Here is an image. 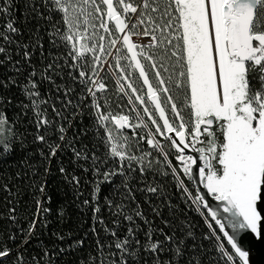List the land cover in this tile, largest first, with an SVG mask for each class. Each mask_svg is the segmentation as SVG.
Listing matches in <instances>:
<instances>
[{
    "label": "snow or ice",
    "instance_id": "6c2138e0",
    "mask_svg": "<svg viewBox=\"0 0 264 264\" xmlns=\"http://www.w3.org/2000/svg\"><path fill=\"white\" fill-rule=\"evenodd\" d=\"M17 3L0 0V68L24 77L0 76V164L25 147L17 125L31 113L45 179L35 183L39 169L23 155L14 175L30 180L35 211L24 227L22 189L8 201L0 220L15 231L0 228V264H60L84 251L87 233L56 251L41 238L50 165L65 152L74 169L57 172L77 198L92 186L82 203L96 220L95 248L76 264H251V239L264 241V0H22L23 23L37 24L28 42ZM13 87L28 101L20 119L3 111ZM169 184L207 231L181 221Z\"/></svg>",
    "mask_w": 264,
    "mask_h": 264
},
{
    "label": "trees",
    "instance_id": "16d2710c",
    "mask_svg": "<svg viewBox=\"0 0 264 264\" xmlns=\"http://www.w3.org/2000/svg\"><path fill=\"white\" fill-rule=\"evenodd\" d=\"M17 7L19 11L15 13L17 18H23L27 13L24 12L22 7V0H18ZM23 14V15H22ZM54 19H59V17H54ZM2 23V21H0ZM47 27V25H45ZM45 47L48 48L47 37L45 36ZM53 53L57 50L52 49ZM60 51H63L61 49ZM15 55V53H13ZM19 58L18 56L16 57ZM33 63L37 72L41 71L44 64L47 63L46 60H42L37 52L33 57ZM13 75L20 83H23V76H15L14 71L11 68H0V76L2 75ZM6 94L12 100V104L6 106L3 111L6 112L7 116L10 119H20L17 115L19 111L20 100L23 99L25 103H27V99L24 97V94L21 92L20 88L13 87L11 90H5ZM49 85L45 81L41 86V93L48 98L49 93ZM31 119V113L25 118L21 120V122L17 125V127L24 131L27 128V139L25 140V147L23 149L17 148L16 155L11 157L7 163L0 164V186L7 184L12 192L9 194L10 201L15 203L14 197L18 189H22L20 192V204L18 205V213L20 224L24 227H27L28 219L32 216V213L35 211V204L32 198V194L34 192V188L29 187L30 180L25 178L23 183H20L15 178V172L20 170V161L21 157L25 154H31L33 159L31 163L34 165V168L30 171H34L39 169V174L34 177L35 183L38 185L43 182L45 176L43 174V168L45 165V161L39 155L40 146L32 143V133L34 129L32 126L28 124V120ZM89 121L85 120V124H88ZM127 134H130V131H127ZM85 143H89L88 140H85ZM89 147L92 145L89 143ZM46 150V149H45ZM70 153H62L59 159L53 158L52 163L50 165L52 174L47 177V187L46 191L49 196L52 197L51 202H45L43 207H48L51 209L50 213L45 214V219L48 222L47 228L44 229V235L41 237L47 244L49 249L56 251V248L65 247L68 244L67 237L70 235L72 239H76L78 237L84 236L85 233L88 234V238L85 241V249L84 251H77L71 256H64L60 261V264H67L68 261H71L72 264H76V261L86 255H88L92 249L95 248L94 240L95 237L92 236L90 231L92 225L96 224V220L93 218L92 211L88 205H84L82 201L84 199H90L91 193V185L85 184L80 188V191L83 193L82 196L77 198L73 189L65 183L63 178L57 172V168L62 163L65 168L69 171H73L74 165L69 163ZM77 174L79 175V169H75ZM168 183L167 181H165ZM103 187V195L113 196L115 195L111 188L107 185ZM5 191L3 187H0V193ZM169 191L173 193V202L178 204L181 209H184V204L180 201L178 194L175 193V190L169 184ZM38 195V194H37ZM61 209H63V213L61 214ZM99 215V214H97ZM181 221H183L184 216L187 215L189 222L193 225L197 234L207 231L206 226L204 225L201 218L195 212L184 209V213H178ZM105 223H108L112 217L109 215L107 210L103 212ZM156 224L160 223L159 219H156ZM103 227V225H97L98 231ZM12 231H15V227L12 226ZM54 233L63 234L66 239L63 242L57 241ZM102 237L106 236V233L100 232ZM108 242V241H106ZM207 243V242H206ZM56 246L55 248L53 246ZM37 245L33 244L29 251L32 252V255H36ZM28 255V252L25 253V256ZM43 259L47 260L48 257H43ZM54 259H59V256L54 257Z\"/></svg>",
    "mask_w": 264,
    "mask_h": 264
},
{
    "label": "rangeland",
    "instance_id": "374dc122",
    "mask_svg": "<svg viewBox=\"0 0 264 264\" xmlns=\"http://www.w3.org/2000/svg\"><path fill=\"white\" fill-rule=\"evenodd\" d=\"M18 20V26L21 27L22 31L24 32L23 41L28 42L31 39V33L34 32L37 24L36 21H32L30 24H24L23 18H17ZM45 27V25H44ZM41 34L43 35V29L41 30ZM45 40V37H44ZM128 130H125V133L127 134ZM10 201L9 194L6 191H3L0 193V216L7 215L8 208L11 207V205L8 203ZM0 228L3 229H11L12 225L8 224L7 220H0Z\"/></svg>",
    "mask_w": 264,
    "mask_h": 264
},
{
    "label": "water",
    "instance_id": "95a60500",
    "mask_svg": "<svg viewBox=\"0 0 264 264\" xmlns=\"http://www.w3.org/2000/svg\"><path fill=\"white\" fill-rule=\"evenodd\" d=\"M209 199H210L211 207H213L214 209L217 208L220 202L214 201V199H212L211 197H209ZM250 246H251V252H250L251 264H264V241L251 239Z\"/></svg>",
    "mask_w": 264,
    "mask_h": 264
}]
</instances>
